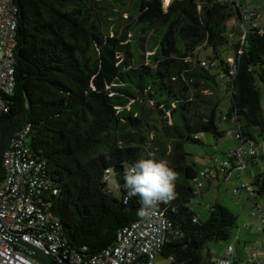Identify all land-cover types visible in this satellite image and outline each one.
I'll return each instance as SVG.
<instances>
[{"label": "trees", "instance_id": "1", "mask_svg": "<svg viewBox=\"0 0 264 264\" xmlns=\"http://www.w3.org/2000/svg\"><path fill=\"white\" fill-rule=\"evenodd\" d=\"M13 3L15 86L0 115V132L5 138L22 120L29 126L30 150L47 171L38 204L58 216L66 245L89 258L111 246L120 228L145 216L149 209L142 213L138 197L124 201L123 174L152 153L178 173L176 198L159 204L171 227L158 255L168 264H214L208 243L228 240L236 215L215 201L201 219L188 203L204 187L203 179L214 173L225 178L241 167L234 152L241 144L256 146L264 133L258 86L264 83V22L258 21V5L254 0ZM250 11L254 14L245 17ZM229 21L236 31L231 42ZM202 134L233 136L238 148L227 158L212 155L214 167L198 171L184 145L201 144ZM106 169L117 188L103 180ZM242 184L236 189H245ZM247 184L253 205L258 199L264 203V170Z\"/></svg>", "mask_w": 264, "mask_h": 264}, {"label": "built area", "instance_id": "2", "mask_svg": "<svg viewBox=\"0 0 264 264\" xmlns=\"http://www.w3.org/2000/svg\"><path fill=\"white\" fill-rule=\"evenodd\" d=\"M170 1L163 0L164 5ZM16 14L13 0H0V115L6 110V97L12 94L15 86ZM251 14L254 12L250 11L245 17ZM28 129L27 124L21 126L1 155L0 264H40L11 242L15 238L40 248L56 264H157L156 257L171 227V221L160 208V203L149 209L142 219L120 228L111 246L89 258L66 245L58 216L38 204L47 188L44 183L47 171L45 163L34 157L30 150L26 135ZM226 134L239 137L238 131L227 130ZM257 152L255 145L241 144L234 154L238 163H241L256 156ZM205 172L206 169L200 174ZM111 179L106 169L103 180L110 182ZM195 185L201 187L202 183L197 180ZM242 187L251 190L250 184L244 183ZM252 208L253 214L258 216L257 229L261 232V244L258 249L251 251L243 264H264V205H253L252 202ZM217 264H234L232 245L226 247Z\"/></svg>", "mask_w": 264, "mask_h": 264}, {"label": "rangeland", "instance_id": "3", "mask_svg": "<svg viewBox=\"0 0 264 264\" xmlns=\"http://www.w3.org/2000/svg\"><path fill=\"white\" fill-rule=\"evenodd\" d=\"M168 1V0H167ZM244 2V0H241ZM255 5H258L259 11L262 13V16L258 17V21L264 22V0H254ZM228 24V39L235 41V33L232 29V23L229 21ZM235 37V38H234ZM239 37V36H238ZM226 47V45H225ZM225 47L222 48L225 49ZM229 49V48H227ZM231 53V51H229ZM224 54V53H223ZM260 89L261 100L264 108V83H258ZM226 99L222 101V108L226 107ZM221 127H226L227 124L221 123ZM259 136V137H258ZM257 136V150L261 153L259 162L263 165L260 166L264 168V133ZM201 144L187 142L184 145V148L187 152L190 153V159L193 161L195 168L203 169L206 166L212 167L213 159L212 155L219 156L221 158L229 157L236 148H238V141L233 136L220 137L214 139L210 134L200 135ZM249 165V166H248ZM246 167H237L234 168L231 173L227 176V180H224L222 174H220V179L218 182L211 184L210 188L207 189V183L203 179L204 191L201 194H197L191 202L188 203L190 209L196 213L201 219H205L209 206H211L215 201L221 203V205L228 208L232 213L236 215V225L232 229V235L228 240L225 241H212L208 243V247L212 251V262L216 264L221 256L222 246H226L227 243H232L233 246L237 247L239 244H247L248 242L243 243L244 237H249L250 240L254 241L259 248V243L261 242V232L257 229V225L251 219L250 212L253 210L250 201L243 197L245 195L244 191L240 193L239 196H235L234 187L238 186L241 182H250L251 177L250 169H253L254 166L248 164ZM239 174V175H238ZM110 188H117V184L114 178L111 179ZM240 197V198H239ZM258 205L264 204L260 199L257 201ZM252 221L248 228L245 227L246 222ZM167 260L161 256L156 257V263H165Z\"/></svg>", "mask_w": 264, "mask_h": 264}, {"label": "clouds", "instance_id": "4", "mask_svg": "<svg viewBox=\"0 0 264 264\" xmlns=\"http://www.w3.org/2000/svg\"><path fill=\"white\" fill-rule=\"evenodd\" d=\"M178 173L165 160L149 153L137 160L123 174L127 198L138 197L142 213L159 203H169L176 198Z\"/></svg>", "mask_w": 264, "mask_h": 264}, {"label": "crops", "instance_id": "5", "mask_svg": "<svg viewBox=\"0 0 264 264\" xmlns=\"http://www.w3.org/2000/svg\"><path fill=\"white\" fill-rule=\"evenodd\" d=\"M259 159H260V157L258 156L257 158H254L253 160H250V161L249 160H246L244 162L236 163V164H240L241 167H246L248 164H250L251 166H254L253 169H250V171H249L250 174H252L254 176V174H255V172L257 170H264V168H261L260 167V166L263 167V165L260 164ZM214 165H215V162H213V165H212L211 168H213ZM206 167H210V166H206ZM253 176L251 177V180H252ZM219 177H220V174L214 173L213 175H210L207 178H205V182L207 183V189L210 188L211 184H214L215 182H218L219 179H220ZM227 178L228 177H225L224 179L227 180ZM250 182H241L240 184H242V183H250ZM204 185H205V183H204ZM234 188H235L234 189L235 196H239L240 193L243 190L244 193H245V195L243 197L247 198L250 201L251 206H252V200H251V198L248 197L247 190L246 189H243V188L236 189L237 186L234 187ZM202 191H204V187L201 190H199V193L198 194L203 193ZM256 201H258V200H256ZM250 215H251L250 216L251 219L253 218V222L258 226V216L256 214H253V210H251ZM251 224H253L252 221L246 222L245 227L248 228ZM244 238L245 239H244L243 243L248 242L246 245L245 244H243V245L242 244H239L237 247H235V246H233L232 243H227L226 246H222L221 249H219V251L220 250L222 251L221 256H223V253H224V250L226 249V247L228 245H232V247H233V260H234V264H243L244 263V259L251 253V251L258 249V248H256L258 246L255 244L254 241L250 240L249 237H246L245 236ZM260 244H261V242L259 243V247H260ZM209 252H210V254H212V251H211L210 248H209ZM168 263H169V261L167 260L165 263H160V264H168Z\"/></svg>", "mask_w": 264, "mask_h": 264}, {"label": "water", "instance_id": "6", "mask_svg": "<svg viewBox=\"0 0 264 264\" xmlns=\"http://www.w3.org/2000/svg\"><path fill=\"white\" fill-rule=\"evenodd\" d=\"M24 124H26V121L22 120L7 134L5 138H3L0 132V160L1 155L3 151L7 149L13 134L16 133ZM11 242L15 244L24 254L34 258L40 264H56L55 260L50 255L45 254L40 248L28 242H24L19 238L11 239Z\"/></svg>", "mask_w": 264, "mask_h": 264}]
</instances>
